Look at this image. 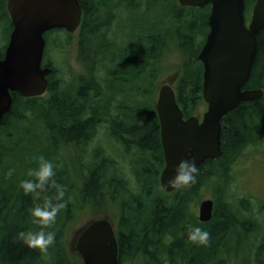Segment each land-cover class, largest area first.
Returning a JSON list of instances; mask_svg holds the SVG:
<instances>
[{
	"label": "trees",
	"instance_id": "trees-1",
	"mask_svg": "<svg viewBox=\"0 0 264 264\" xmlns=\"http://www.w3.org/2000/svg\"><path fill=\"white\" fill-rule=\"evenodd\" d=\"M6 1L0 0V25L10 22L12 31ZM105 1L79 0L83 20L76 41L78 60L85 73L73 74L72 81L67 82L51 62L53 72L47 96L24 98L15 93L11 111L0 120V129L8 135L13 125L27 133L36 124L57 151L59 147L81 151L80 161L73 170L68 166V157L63 164L62 155L48 156L56 166L57 182L66 186V194L64 206L51 228L56 240L46 252H41L29 248L16 236L21 230H39L41 226L33 223L30 209L43 205L48 198L55 202L56 189L49 188L37 197L26 195L20 181L30 178L28 172L19 179L15 167L7 164L14 147L0 140V264H44L40 261L43 255L49 257L47 264H84L69 251L65 234L71 219L86 203H94L90 207L97 212L110 207L119 211L120 264H232L238 255L242 257L241 264H264V221L251 208V200L244 195L237 198L230 192L234 179L232 162L255 142L258 130L264 129L261 122L264 97L242 103L223 119V156L208 160L195 184L173 193L164 192L159 185L165 161L155 99L160 74L169 71L163 65L169 61L165 58L166 48L171 42L172 47L183 53L175 87L177 102L185 118L197 115L205 104L204 69L198 54L204 45L201 36L208 31L210 6L181 8L177 0L171 1L166 26L163 22L161 29L141 30L135 35L137 43H131L130 36L125 40L128 33L125 32L118 43L111 24L100 22V14H105L102 7ZM167 2L132 0L129 9L147 12L161 5L165 7ZM254 2L247 0L248 10ZM62 31L64 37L56 38L54 46L62 50L70 48L74 35L64 29L47 32V46L48 37ZM171 31L174 34L169 37ZM49 60L46 55L45 64ZM99 65L104 72H100ZM249 85L264 90V30L259 36V52ZM100 127H106L105 136L115 137L126 148L127 156L135 159L129 173L125 172L123 162L110 154L101 138L85 168L87 173L83 174L84 148L93 142L96 134L98 138ZM35 167L37 164L31 169ZM76 178L82 181V187L76 185ZM205 187H212L215 208L213 218L203 223L192 206L199 201ZM189 224L199 225L210 233L207 245H197L188 239ZM234 240L235 248L229 245Z\"/></svg>",
	"mask_w": 264,
	"mask_h": 264
},
{
	"label": "water",
	"instance_id": "water-1",
	"mask_svg": "<svg viewBox=\"0 0 264 264\" xmlns=\"http://www.w3.org/2000/svg\"><path fill=\"white\" fill-rule=\"evenodd\" d=\"M178 3L182 7L211 6L210 32L198 56L204 68L203 96L208 110L202 121L197 116L185 119L170 84L174 76L159 89L155 108L166 162L160 185L168 193L175 191L166 185L176 165L182 159L195 157L198 179L208 160L223 156L224 117L242 103L264 97L263 89L244 90L257 57L259 36L264 30V0L256 1L249 25L247 0H178ZM7 9L13 30L0 60V120L13 107V93L26 98L46 93L48 76L53 69L43 66L45 34L54 29L75 33L82 22L79 0H7ZM214 208L213 199L203 200L199 221L209 222ZM76 249L84 264H119V242L112 221L109 218L90 221L77 234Z\"/></svg>",
	"mask_w": 264,
	"mask_h": 264
},
{
	"label": "rangeland",
	"instance_id": "rangeland-1",
	"mask_svg": "<svg viewBox=\"0 0 264 264\" xmlns=\"http://www.w3.org/2000/svg\"><path fill=\"white\" fill-rule=\"evenodd\" d=\"M171 1L165 3V7L161 5L158 9H151L147 12H140V11H129L127 14L120 12V24L121 27H126L128 30L122 32V28L115 29L113 32V37L117 38V42L119 43L121 37L124 36V33L128 32L126 36H130V42L137 43L136 34H139L141 30L146 28H153V29H161L162 24L166 26L168 22V15L170 12V3ZM178 4V1H177ZM251 15V12H250ZM165 17L167 20L165 22ZM129 21V22H126ZM10 22L9 23H2L0 25V58L3 57L4 52L6 50V46L9 42L10 38ZM5 28L4 31L1 29ZM114 29V28H113ZM173 31L169 33V37L173 35ZM64 31L60 33H53L48 38L50 42H48L47 46V53L51 58V61L54 62L61 72V76L67 82L72 81L73 74L81 75L85 73L82 63L78 60V48H77V41L76 35H74L73 45L70 47V50L66 49L62 50L54 46V40L58 37L61 39L64 37ZM169 42V41H168ZM101 42L98 41V44ZM170 47L167 46L166 48V56L165 58L169 59V61H165L163 63L164 68L169 70L167 72H163L160 74L159 78V85L156 92V100L159 94V87L161 83L165 80H168L170 77H173L176 73H178L179 66L182 65L183 62V53L178 47H172L171 42L168 43ZM173 65L176 67L173 70ZM100 72H104V68L102 65H99ZM103 86H105L103 82ZM44 95L43 97H46ZM207 110V104L205 103L203 106L199 108L198 116H202L204 112ZM264 125V116L261 121ZM264 128V127H263ZM12 130L10 131L11 134L8 135L5 133V130L0 129V140L5 144H10L14 147V153H11L8 157V165L15 167L16 171L19 173L20 176L23 173H26L31 169L34 164H37L35 157L43 154L46 158H51L53 155L58 154L62 155L63 164L66 163V158L68 157L69 167L73 170L76 163H79L80 159L79 156L81 151L74 152V148L67 149L65 147H59L58 151L50 146V142L46 139V135L42 132H39L41 129L38 125H33L29 132L26 133V130L22 127H17L15 125L12 126ZM264 129L260 128L257 132V137L255 142L251 143L242 153L241 155L231 164L232 174L234 175V179L232 180L230 192L235 194V197L242 198L244 195L246 198L251 200V208L260 216H258L261 220L264 221ZM107 134L106 127L99 128V134L97 138H94L93 142L86 146L85 149V158L82 160L83 168H81L83 174H86L85 171L86 167L90 164L92 156L95 154V149L97 147L98 139H104L105 135ZM105 143L108 146H111L114 150L119 149L120 145L114 137H107ZM48 143V146H47ZM106 145V146H107ZM50 158V160H51ZM79 169V168H77ZM10 178V176L8 177ZM77 186L82 187L83 183L81 180L76 178L74 180ZM162 190V189H161ZM212 187H205L202 189V196L198 199V202H195L192 206L193 210L195 211L196 215L199 214V207L201 202L205 199H213L211 195ZM94 203H86L83 206V209L77 214L71 221L69 222L66 234H65V241L69 251L72 255H78L76 251L72 250L71 243L74 242V238L76 237V233L78 230L83 228L86 224H88L91 220L102 218L105 216H110L114 220H117L118 215H120L119 211L114 209V207L105 208L100 212H97L93 207ZM97 208V207H95ZM230 246L236 247L237 242L236 240L231 241ZM73 251V252H72ZM244 253V252H243ZM244 256H247V253H244ZM241 255H238L237 258L232 259V264H241ZM43 263L47 264L49 261V257L43 255L42 259Z\"/></svg>",
	"mask_w": 264,
	"mask_h": 264
},
{
	"label": "clouds",
	"instance_id": "clouds-1",
	"mask_svg": "<svg viewBox=\"0 0 264 264\" xmlns=\"http://www.w3.org/2000/svg\"><path fill=\"white\" fill-rule=\"evenodd\" d=\"M37 167L29 169L28 177L20 181V187L24 193L32 194L34 197L49 188H55V202L52 198L44 201L43 205L37 204L30 209L33 223L40 225L38 231L31 229L21 230L16 238L22 241L29 248H37L41 252H46L48 247L56 240L55 231L51 230L55 224L56 216L64 206L66 186L59 184L56 180V166L53 161L43 154L35 157ZM199 168L195 157L182 159L176 165L174 174L167 181V187L175 190L189 187L197 179ZM188 239L197 245H207L210 241V233L199 225H188Z\"/></svg>",
	"mask_w": 264,
	"mask_h": 264
},
{
	"label": "flooded vegetation",
	"instance_id": "flooded-vegetation-1",
	"mask_svg": "<svg viewBox=\"0 0 264 264\" xmlns=\"http://www.w3.org/2000/svg\"><path fill=\"white\" fill-rule=\"evenodd\" d=\"M131 1L132 0H130V3H129V1L128 0H109V3L107 4L106 2H107V0L105 1V5H103L102 7L104 8V10H105V14L103 13V15L102 14H100V22H102V23H108V24H111V30H115V29H118V28H122L121 30H124V29H126V30H128L126 27H121V26H119V24H120V12L122 11L123 13H128L129 11H130V9H129V7L131 6L130 4H131ZM256 1L257 0H255V2L253 3V6H252V8H250L249 10H248V7H247V4H246V16H247V18H246V21H247V24L249 25V20H248V13H250L251 12V10L253 9V7H254V5H255V3H256ZM179 7H181V6H179ZM181 8H184V7H181ZM210 14H211V6H210V11H209V14H208V16H207V21H206V23H207V28H208V31H207V33H205L204 32V35H202L201 36V41H203L204 40V44L206 43V40H207V35L209 34V32H210V27H209V24H208V20H209V17H210ZM126 22H129V21H126ZM114 28V29H113ZM116 31V30H115ZM77 34V32L75 33V34H73V35H76ZM127 35V34H126ZM125 35V36H126ZM128 37L129 36H127L126 38H125V40H128ZM204 46V45H203ZM203 46H202V48H203ZM202 48H201V50H202ZM69 50H70V48H68ZM67 49V50H68ZM201 50H200V52H201ZM65 51H66V49H65ZM199 52V53H200ZM258 52H259V46H258ZM258 54V53H257ZM198 56H199V54H198ZM0 59H2V58H0ZM49 59L51 60V58L49 57ZM199 59V58H198ZM49 60V63H48V65L47 64H45L44 63V65L43 66H48V67H51L52 69H53V67H52V61H50ZM255 64V63H254ZM203 65V64H202ZM254 67V66H253ZM204 69V68H203ZM252 72H253V70H252ZM203 75H204V73H203ZM50 77V76H49ZM49 77H48V81H49ZM251 78V77H250ZM177 80H178V78L176 79L175 78V80L174 81H172L171 82V85L175 88L176 87V83H177ZM249 82H250V79H249V81L246 83V85H245V87H244V90H256V88H252V86L251 85H249ZM48 91V90H47ZM15 94V93H14ZM14 94H13V96H14ZM18 94V93H17ZM46 94H47V92H46ZM197 116H198V114H197ZM198 117H200V121H202V117H203V115L202 116H198ZM159 123H160V121H159ZM105 138H104V140L107 138L106 136H104ZM115 138V137H114ZM116 139V138H115ZM160 140H161V128H160ZM118 142V141H117ZM119 143V142H118ZM106 144V143H105ZM161 144H162V140H161ZM107 145V144H106ZM119 145H120V150L119 149H116V150H114L111 146H106L107 147V149L109 150V152H110V154H112V156L115 158V159H118V160H121L122 162H123V164H124V166H123V168H124V170H125V172L126 173H129L130 171V168L132 167V165L135 163V159H133V158H129L128 156H127V153H126V148L124 147V145L122 144V143H119ZM162 149H163V145H162ZM163 157H164V149H163ZM165 161V160H164ZM133 163V164H132ZM164 167H165V165H164ZM163 167V168H164ZM163 170V169H162ZM161 170V171H162ZM161 173V172H160ZM159 179H160V174H159ZM102 218H109L111 221H112V223H113V227H114V229H115V233H116V237H117V239H118V229H119V222H120V215H118V218H117V220H114L112 217H110V216H105V217H102ZM97 219H101V218H97ZM89 224V223H88ZM88 224H86L83 228H85ZM83 228H81L80 230H78L77 231V233H76V235L75 236H77V234L83 229ZM119 242V241H118ZM71 248H72V250H74V251H76L77 252V254H79L78 253V251H77V249H76V237L74 238V242H72L71 243ZM73 252V251H72ZM119 264H120V261H119Z\"/></svg>",
	"mask_w": 264,
	"mask_h": 264
},
{
	"label": "bare ground",
	"instance_id": "bare-ground-1",
	"mask_svg": "<svg viewBox=\"0 0 264 264\" xmlns=\"http://www.w3.org/2000/svg\"><path fill=\"white\" fill-rule=\"evenodd\" d=\"M143 149V148H142Z\"/></svg>",
	"mask_w": 264,
	"mask_h": 264
}]
</instances>
